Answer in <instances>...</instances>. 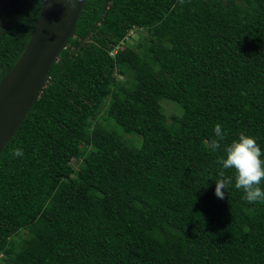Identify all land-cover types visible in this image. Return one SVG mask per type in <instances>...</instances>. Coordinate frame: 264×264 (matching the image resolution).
Masks as SVG:
<instances>
[{
    "label": "trees",
    "instance_id": "16d2710c",
    "mask_svg": "<svg viewBox=\"0 0 264 264\" xmlns=\"http://www.w3.org/2000/svg\"><path fill=\"white\" fill-rule=\"evenodd\" d=\"M27 1L10 0L2 22ZM44 1L0 31V82ZM109 1L105 15V0L87 1L2 152L0 264H264V202L220 163L241 133L264 152V0Z\"/></svg>",
    "mask_w": 264,
    "mask_h": 264
},
{
    "label": "water",
    "instance_id": "95a60500",
    "mask_svg": "<svg viewBox=\"0 0 264 264\" xmlns=\"http://www.w3.org/2000/svg\"><path fill=\"white\" fill-rule=\"evenodd\" d=\"M16 20L3 23L10 0H0V31ZM88 0H45L31 39L20 60L0 82V157L26 120L50 81V71L58 63L76 28ZM110 1L105 0L103 15Z\"/></svg>",
    "mask_w": 264,
    "mask_h": 264
},
{
    "label": "clouds",
    "instance_id": "9594fccd",
    "mask_svg": "<svg viewBox=\"0 0 264 264\" xmlns=\"http://www.w3.org/2000/svg\"><path fill=\"white\" fill-rule=\"evenodd\" d=\"M133 33L130 32V36ZM119 47L115 49L114 54L118 51ZM112 53V54H113ZM215 136L218 138L212 142V149L220 148L219 141L225 138V132L220 123L214 127ZM225 157L221 159L222 169L235 170V187L238 190H243L244 199L249 203L264 202V152L257 144L256 139L252 136L241 133L239 138L233 140L225 148ZM14 156L23 157L24 150L16 148ZM222 179L216 182L215 195L223 199L225 196V188L232 182L231 177H225L224 172H220ZM1 257V255H0Z\"/></svg>",
    "mask_w": 264,
    "mask_h": 264
},
{
    "label": "rangeland",
    "instance_id": "374dc122",
    "mask_svg": "<svg viewBox=\"0 0 264 264\" xmlns=\"http://www.w3.org/2000/svg\"><path fill=\"white\" fill-rule=\"evenodd\" d=\"M140 33L142 34V32H139L137 36H139ZM133 37H134V35L132 36L131 40H128V41L129 42L133 41ZM118 79H121V76H119ZM161 104L164 107V109L166 110L167 115H169V116H171L173 114H176V115H182L183 114V109L174 101H171L169 99H163ZM102 117H106L104 111L102 112V115L100 116V120L102 119ZM112 127L115 130H117L118 132L124 133L122 128L118 124H116L115 122H112ZM125 135H127V138H130V137L137 138L139 141V146H141L142 138L140 136L134 135V134H125ZM135 138H133L132 140H135Z\"/></svg>",
    "mask_w": 264,
    "mask_h": 264
},
{
    "label": "built area",
    "instance_id": "2783aa9c",
    "mask_svg": "<svg viewBox=\"0 0 264 264\" xmlns=\"http://www.w3.org/2000/svg\"><path fill=\"white\" fill-rule=\"evenodd\" d=\"M112 55H114V53Z\"/></svg>",
    "mask_w": 264,
    "mask_h": 264
}]
</instances>
